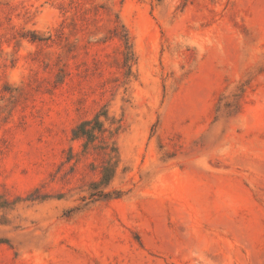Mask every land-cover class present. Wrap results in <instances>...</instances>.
<instances>
[{"label":"rangeland","instance_id":"rangeland-1","mask_svg":"<svg viewBox=\"0 0 264 264\" xmlns=\"http://www.w3.org/2000/svg\"><path fill=\"white\" fill-rule=\"evenodd\" d=\"M0 264H264V0H0Z\"/></svg>","mask_w":264,"mask_h":264}]
</instances>
